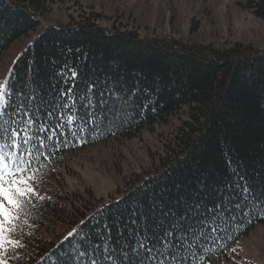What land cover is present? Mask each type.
<instances>
[{
    "label": "trees",
    "instance_id": "trees-1",
    "mask_svg": "<svg viewBox=\"0 0 264 264\" xmlns=\"http://www.w3.org/2000/svg\"><path fill=\"white\" fill-rule=\"evenodd\" d=\"M67 1L0 0V15L14 21L8 36L0 40V56L21 39L37 35L6 79L24 77L33 62L41 65V76L52 84L58 82L55 73L60 70L68 73L74 67H95L138 90L137 100L143 106H137L138 115L129 113L128 122L114 129L116 134L96 135L82 146L69 144L55 155V165L41 191L50 196L51 203L34 214L35 240L25 249L32 264H44V257L81 221L95 224L93 216L101 219L97 213L117 201L123 207V201L137 189L150 193L167 186L169 196L175 197L178 190L182 193L203 177L220 183L232 179L234 171L251 175L264 170V50L244 43L215 46L143 36L130 19L107 17L78 3L76 15L67 24L44 21L53 6ZM234 1L264 22V0ZM172 118L181 123L158 163L131 180L118 198L111 197L106 203L91 191L80 194L58 188L66 157L112 139H136ZM261 224L264 218L241 223L232 233L235 239L226 248L221 245L210 264L226 258L237 242Z\"/></svg>",
    "mask_w": 264,
    "mask_h": 264
},
{
    "label": "snow or ice",
    "instance_id": "snow-or-ice-1",
    "mask_svg": "<svg viewBox=\"0 0 264 264\" xmlns=\"http://www.w3.org/2000/svg\"><path fill=\"white\" fill-rule=\"evenodd\" d=\"M13 24L0 15V40ZM55 75L56 84L46 82L33 62L24 77L0 81V264H32L25 249L35 240L34 214L51 203L41 191L55 155L116 134L143 106L138 90L111 72L74 67ZM169 192L137 189L123 207L117 201L93 216L95 224L81 221L44 264H210L241 223L264 218V170L234 171L220 183L203 177L175 197Z\"/></svg>",
    "mask_w": 264,
    "mask_h": 264
},
{
    "label": "rangeland",
    "instance_id": "rangeland-1",
    "mask_svg": "<svg viewBox=\"0 0 264 264\" xmlns=\"http://www.w3.org/2000/svg\"><path fill=\"white\" fill-rule=\"evenodd\" d=\"M91 7L111 18L130 19L143 36L167 37L198 44H251L264 50V22L244 11L234 0H69L56 4L46 15L50 25H65L75 16L77 5ZM34 33L10 46L0 56V81L28 45ZM181 120L145 131L129 141L112 139L105 144L78 151L65 158L58 188L83 194L91 191L105 202L121 196L128 183L153 168L164 154ZM216 264H264V224L249 232Z\"/></svg>",
    "mask_w": 264,
    "mask_h": 264
}]
</instances>
